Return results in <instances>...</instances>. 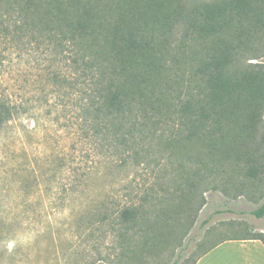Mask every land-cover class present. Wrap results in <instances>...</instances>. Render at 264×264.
I'll return each instance as SVG.
<instances>
[{"label": "rangeland", "instance_id": "obj_1", "mask_svg": "<svg viewBox=\"0 0 264 264\" xmlns=\"http://www.w3.org/2000/svg\"><path fill=\"white\" fill-rule=\"evenodd\" d=\"M105 1L111 21L132 22L127 0ZM211 1L167 0L164 6L185 14ZM142 5L131 7L137 13ZM5 13L0 8V16ZM12 24L0 39V100L17 109L0 129V264H193L222 238H264V216L251 214L264 203V180H245L242 163L223 159L228 149L213 158L196 146L188 151L164 122L151 127L134 158L91 157L88 139L70 126L75 101L67 54L56 55L52 44L39 46L36 36L17 41ZM174 28L164 55L153 57L166 67L159 81L162 114L180 91L171 57H180L182 29ZM145 29L161 41L159 25ZM249 48L244 62L264 63V37ZM188 70L179 72L178 83ZM57 71L68 85L51 84ZM171 136L174 146L167 145ZM234 147L240 156L242 147ZM255 148L248 146L250 153ZM132 204L139 220L118 225L116 212Z\"/></svg>", "mask_w": 264, "mask_h": 264}, {"label": "trees", "instance_id": "obj_2", "mask_svg": "<svg viewBox=\"0 0 264 264\" xmlns=\"http://www.w3.org/2000/svg\"><path fill=\"white\" fill-rule=\"evenodd\" d=\"M127 1L130 24L120 17L111 21L112 8L105 0H0L6 10L5 17L0 16V39L9 35L13 23L17 41L30 43L36 36L39 46L52 44L56 55H68L75 101L70 126L88 139L91 157L104 154L121 162L134 158L151 127L168 122L178 131V144L188 151L196 146L199 154L213 158L228 149L222 151L223 159L234 156L242 163L245 180H264V63L243 60L249 44L264 37V0H212L185 14L166 10L167 0ZM140 2L135 13L131 5ZM148 23L167 32L160 42L145 29ZM177 25L182 29L180 57L172 55L171 68L180 91L162 114L159 81L166 67L153 57L164 55L166 34ZM187 69L188 77L178 83L179 72L184 76ZM50 82L57 87L69 84L58 71ZM16 110L0 100V129ZM173 141L171 136L167 145L174 146ZM236 145L242 147L240 156ZM249 145L256 146L253 153ZM139 214L132 204L117 211L114 220L133 225ZM251 214L263 217L264 203ZM238 239H257L264 245L261 234L222 238L201 255Z\"/></svg>", "mask_w": 264, "mask_h": 264}, {"label": "crops", "instance_id": "obj_3", "mask_svg": "<svg viewBox=\"0 0 264 264\" xmlns=\"http://www.w3.org/2000/svg\"><path fill=\"white\" fill-rule=\"evenodd\" d=\"M194 264H264V245L257 239L227 240L206 251Z\"/></svg>", "mask_w": 264, "mask_h": 264}]
</instances>
